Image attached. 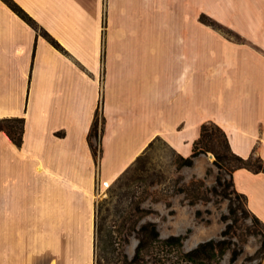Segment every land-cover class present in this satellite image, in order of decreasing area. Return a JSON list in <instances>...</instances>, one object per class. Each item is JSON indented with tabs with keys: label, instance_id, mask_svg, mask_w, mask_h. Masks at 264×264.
I'll return each mask as SVG.
<instances>
[{
	"label": "crops",
	"instance_id": "1",
	"mask_svg": "<svg viewBox=\"0 0 264 264\" xmlns=\"http://www.w3.org/2000/svg\"><path fill=\"white\" fill-rule=\"evenodd\" d=\"M15 1L63 49L0 0V118H26L0 131V264H91L98 194L157 138L189 156L212 121L264 160V0ZM233 178L264 222V171Z\"/></svg>",
	"mask_w": 264,
	"mask_h": 264
},
{
	"label": "rangeland",
	"instance_id": "2",
	"mask_svg": "<svg viewBox=\"0 0 264 264\" xmlns=\"http://www.w3.org/2000/svg\"><path fill=\"white\" fill-rule=\"evenodd\" d=\"M99 122L102 128V113ZM94 141L97 143L96 138ZM211 158L213 161L205 170L204 159L194 167L180 165V154L165 139L157 138L107 190L100 191L95 228L102 223L110 229L115 220H123L134 208H139L140 223L155 221L163 237L183 234L184 250L210 238H223V231L228 230V238L243 248L233 264H257L262 242L261 236L253 231L255 221L242 206L243 199L231 193L229 171L214 163V155ZM219 176L225 185L219 182ZM98 237L95 229L91 264H98ZM137 244V237L130 235L123 249L132 257ZM231 255L229 250L224 264H232ZM100 261L109 264L104 257Z\"/></svg>",
	"mask_w": 264,
	"mask_h": 264
},
{
	"label": "trees",
	"instance_id": "3",
	"mask_svg": "<svg viewBox=\"0 0 264 264\" xmlns=\"http://www.w3.org/2000/svg\"><path fill=\"white\" fill-rule=\"evenodd\" d=\"M22 18L43 33L56 47L63 49L61 43L55 39L47 30L39 25L21 5L15 0H5ZM201 20L211 25L221 26L219 22L203 13ZM207 18V19H206ZM100 114L98 109L96 118L89 133V141L97 161L102 152L101 138L104 126L100 128ZM103 124L105 117L102 114ZM26 129V118L13 116L0 118V131H5L11 139L19 146L23 144ZM96 138L97 143H95ZM201 153L213 154L214 163L220 168L228 170L231 175V193L243 199L242 206L246 212L252 216L255 224L252 226L254 233L261 236V246L257 251L260 260L257 264H262L264 260V222L248 206L247 196L241 193L235 186L233 173L237 168L247 167L255 171H264V160L260 156L243 157L233 151L226 131L215 122H205L202 125L201 135L195 141L193 152L189 156L180 154V165L193 166L195 158ZM254 158H256L254 160ZM223 177L219 176L222 185ZM196 182L192 181V184ZM226 189V187H224ZM229 189V188H227ZM233 199V198H232ZM133 212L123 220H115L110 229L105 225L97 223L98 232V261L102 257L108 260L109 264H224L223 258L230 250L231 263L233 264L243 253V248L228 238V230L223 231V238H210L199 242L195 247L184 250L183 234H171L163 237L155 221L148 220L141 222L142 215H138L139 208H134ZM136 217V218H135ZM121 221V222H120ZM107 231V232H106ZM125 238H123V235ZM130 235H135L138 239L135 253L132 257L124 251L126 242L130 241ZM123 239V240H122ZM251 264V263H249Z\"/></svg>",
	"mask_w": 264,
	"mask_h": 264
},
{
	"label": "water",
	"instance_id": "4",
	"mask_svg": "<svg viewBox=\"0 0 264 264\" xmlns=\"http://www.w3.org/2000/svg\"><path fill=\"white\" fill-rule=\"evenodd\" d=\"M211 156H213V154H211Z\"/></svg>",
	"mask_w": 264,
	"mask_h": 264
},
{
	"label": "bare ground",
	"instance_id": "5",
	"mask_svg": "<svg viewBox=\"0 0 264 264\" xmlns=\"http://www.w3.org/2000/svg\"><path fill=\"white\" fill-rule=\"evenodd\" d=\"M87 252V251H86ZM86 257V256H85Z\"/></svg>",
	"mask_w": 264,
	"mask_h": 264
}]
</instances>
